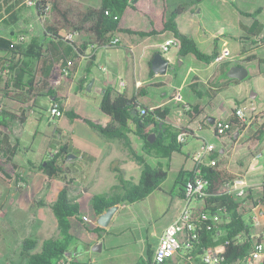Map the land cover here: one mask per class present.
I'll return each instance as SVG.
<instances>
[{"label":"crops","instance_id":"obj_1","mask_svg":"<svg viewBox=\"0 0 264 264\" xmlns=\"http://www.w3.org/2000/svg\"><path fill=\"white\" fill-rule=\"evenodd\" d=\"M18 0H11L7 7ZM76 1V0H74ZM201 2L200 4L204 3ZM210 1V0H209ZM215 4L216 17L213 20V25L216 27L215 32H210L206 27L202 26V21L195 18L194 8L191 6L177 18V25L181 33L193 38L198 48L206 55H211L217 51L220 55L224 49H228L231 53L230 59L223 63H216L215 60L210 64H205L198 61L193 56L181 58L178 54V49L171 47L169 54L164 58L169 61L168 72L165 75L156 74L150 65L153 57L161 53V47L164 42L172 38L171 33L162 35L140 38L137 40L128 35L129 45L126 47V63H131L133 67V78L129 89L126 92L114 91L125 94L127 97H133L145 94L139 97V102L149 108H168L170 113L167 121L175 127L184 128L189 132L185 144L187 147V155L184 156V164L181 170L191 171L194 168L193 156L199 152L201 147L206 143L214 144L217 151L220 153L219 161L223 164L225 175L233 180L241 179L248 187V194L255 201H260L263 197L264 183V102L262 105H256L253 113L248 114L247 109L254 103L246 96L249 85L247 81L252 79L255 86L254 98H262L264 101V0H213ZM80 2V1H77ZM82 3V2H81ZM161 7L160 4L157 3ZM24 8V7H23ZM22 2L16 5L12 11L5 14L0 19V24L6 27V30L0 29V36L11 38L18 31H25L26 26H31L32 29L29 35V44L31 39L49 41L44 38L43 26L40 20L37 22H29L21 16L23 12ZM174 8V7H172ZM1 13H4L3 11ZM16 14L17 21L11 24L9 22L10 15ZM189 15V16H188ZM22 17V18H21ZM139 18L131 22H138ZM63 37L67 36L62 32ZM119 35L120 44L118 47L104 48L108 50L122 47L124 39ZM72 41L82 44L84 38L77 35H72ZM94 46H90L81 57L75 58L73 64V72L71 74L70 83H66L64 78L59 74L52 75L51 80H56L55 91L64 98V110H76V114L84 118H88L105 126L110 122V118L100 109V103L103 93L106 89L112 88L109 85L102 87L99 97H96L92 92L95 90L91 82L93 68H98L99 71H109L107 65L99 64L98 49L93 50ZM173 56H171V52ZM4 54L0 53V57ZM94 55V61L90 62V57ZM192 57V58H190ZM256 58V59H254ZM23 60V59H22ZM93 64V65H92ZM228 70L232 66L244 67L248 71V75L244 80L232 79L225 74V66ZM119 66V63H118ZM252 72L250 73V67ZM126 67V65H125ZM257 67V69H255ZM154 72V74H151ZM89 71V72H88ZM88 72V73H87ZM252 77V78H250ZM27 77L22 81L27 84ZM85 81L82 85L81 82ZM238 80V81H236ZM37 84L30 89L21 87L15 89L13 99H5L0 97V118L10 121L8 128L0 127V133L8 136L10 149L5 152V147L0 144V159L5 161V157L17 164L16 173L26 180L24 182L12 181L10 184L4 183L0 179V215L4 212L2 206H5L6 201L12 197L14 202L11 204L12 210L23 209L42 211L50 208V204L54 202L60 190L64 187V183L59 179H49L44 173L38 171L36 167L45 161L52 151L58 150L59 146L65 142H69L73 148L79 151V155L74 157L79 161L80 171L76 174L75 180L69 186V196L77 199L80 205V218H71V233L79 239V243L75 245L73 255L76 256V261L82 264H93L95 259L90 262H84L80 258V252L93 251L92 248L97 244H102L101 251L94 252H113L122 246H129L131 243H136L135 233L131 229L130 233L134 235V241L125 239L121 241L124 233H128L125 229L123 233L114 231V224L118 219L121 211L126 205L116 206V210L111 216L106 226L101 224V215H97L91 204L90 198L93 194L109 193L118 183L117 173L113 168L121 171L125 179H133L135 182L140 179L143 166L137 163L125 148L122 142L118 139H108L102 136L97 130L90 127L82 120H71L64 116L59 119H53L50 115V108L55 98H48L50 101L49 107L40 103V96L44 95L53 88L50 82H46L43 78L37 79ZM63 83L68 87L66 93ZM256 83V84H255ZM258 83V84H257ZM120 86L124 87V81L120 82ZM2 85L0 84V89ZM113 89V88H112ZM152 90V91H151ZM184 91H187L184 94ZM233 92V95H227V99H231V111L227 115H223L216 111L218 98L225 92ZM73 92L71 99L69 96ZM180 97L182 100H176ZM226 97V96H225ZM206 99V100H205ZM179 107L182 115L181 119H170L171 110ZM242 107L245 109L247 123L245 126L240 122V125H232V129L225 136H218L215 133V124L218 121L235 122L239 120L235 116L236 108ZM4 109L7 113H3ZM91 114L87 117L85 114ZM46 118L49 124H53L54 128L50 132V136L45 133L44 123ZM82 122L87 127L76 130L79 123ZM235 135L237 137L235 138ZM40 137L42 140H40ZM189 138L194 141V144L189 143ZM134 150L141 156L145 162L151 166L161 164L165 170L173 159H155L146 156L142 151L143 142L136 139V136H131ZM38 142L37 149L35 144ZM182 153H177L184 155ZM6 153V155H5ZM72 160V159H71ZM190 166L185 168L187 162ZM72 172V171H71ZM178 172V173H179ZM74 178V174L70 175ZM178 176V174H177ZM166 181V180H165ZM165 183V182H164ZM164 183L159 190L154 191L144 201L152 203L158 200L156 193L169 194L172 203L175 198L179 204V210L175 217L168 219L162 226L154 231V244L143 241L145 248L143 253L136 259L135 264H138L141 259L147 258L148 250L154 253L158 246L159 240L165 229L170 225L180 214L185 206V201L180 198L175 187L171 190V194L164 189ZM34 188L38 199H32L30 203L24 202V195L30 189ZM247 198V197H246ZM42 202L43 205H39ZM85 202L89 205L87 215L84 216L81 204ZM251 206H247L246 210ZM106 212V211H105ZM153 214L150 209L149 215ZM56 221V219H55ZM74 227L76 230H74ZM101 229L96 232L95 229ZM257 232V230H255ZM126 235V234H124ZM81 243L88 244V247H83ZM146 254V257L143 255ZM258 264H264V258Z\"/></svg>","mask_w":264,"mask_h":264},{"label":"trees","instance_id":"obj_2","mask_svg":"<svg viewBox=\"0 0 264 264\" xmlns=\"http://www.w3.org/2000/svg\"><path fill=\"white\" fill-rule=\"evenodd\" d=\"M10 1L0 0V19L10 13L16 5L23 3L22 0H18L14 5L7 7ZM203 1L190 0L188 4L183 3L172 8L169 0H161V7L155 0H99L97 6H87L74 0H37L35 10L42 22L43 37L49 41L44 44L45 41L33 38L29 44L13 45V38L0 36V53L4 54L0 57L2 85L0 97L13 99L15 89L21 87H28V91L32 90L35 84L38 85L39 75L53 87L45 97L55 98L52 104L57 103L64 110V98L55 91L57 81L51 80L52 75L59 74L66 83H70L75 58L84 55L90 46H94V51L98 48L118 47L120 43L116 46L110 45L112 40L119 38L121 34L147 38L171 33L180 40L179 57L191 55L208 65L219 56L218 52L214 51L211 55L204 54L195 40L181 33L177 25V18L186 9L197 6ZM136 18H139L138 22H131ZM16 19V14H13L10 15L9 22L4 23L8 25L16 22ZM62 32L81 36L84 42L78 45L63 37ZM94 59L95 56L92 55L90 62ZM225 67L226 74L228 66ZM151 74H154L152 70ZM24 77L28 78L27 84L22 81ZM85 81L81 84L83 85ZM143 96L145 94L129 98L112 88L106 89L100 103L101 111L110 118V122L105 126L76 114V110L64 112L69 119L82 120L105 138L120 140L132 158L143 166L141 177L137 182L133 179H125L119 169L113 168L117 173L118 183L109 193L91 195L90 204L97 215H101L111 207L144 201L154 191L159 190L167 179V171L161 164L157 166L147 164L134 150L132 135L143 142L142 151L146 156L158 160L170 159L172 155L182 153L186 146L184 142L178 141V136L181 133L189 135V132L167 121L170 113L168 108L151 109L141 104L139 97ZM142 110L145 112L142 113ZM2 112L7 113L4 109ZM7 114L13 116L11 113ZM10 121L0 118V127L8 128ZM230 124L240 125V121L237 123L231 121ZM229 132L230 130L225 135ZM151 136L153 142L148 140ZM0 144L5 147V152L10 149L6 134L0 133ZM70 154L77 157L79 151L69 142H65L59 146L55 154H50L36 167L49 179L63 180L64 187L58 193L56 200L50 204L56 219L58 235L44 240L38 251H35L39 245L35 238L24 239L21 253L28 257L27 264H82L77 262L76 256L73 255V248L79 243V239L71 233L70 222L71 218L81 220L80 205L77 199L69 196V186L78 176L76 174L80 168L73 166V161L68 158ZM219 157L218 151L213 152L199 166L208 181V186L206 196L193 202L191 209L196 238L190 236L183 244L179 252L181 261L204 264L205 252L213 250L221 255L220 264H246L245 260L253 250L252 227L248 220L249 211L246 208L264 205V183L263 197L260 201H255L249 194L243 201L235 200L225 188L226 183L232 179L225 175ZM4 159L5 161L0 159V179L6 184L14 180L26 183V180L16 173L17 164L7 157ZM214 160L216 164L211 165V161ZM195 172L196 169H192L181 170L178 173L174 187L180 198H185L186 190ZM71 173L74 174V178L70 176ZM39 205H43L42 202H39ZM204 214L217 216L218 221L214 222L211 218L205 220ZM95 231L100 232L101 229L96 228ZM81 245L88 247L86 243ZM152 258L153 252L148 250L147 258L141 259L138 264H151Z\"/></svg>","mask_w":264,"mask_h":264},{"label":"rangeland","instance_id":"obj_3","mask_svg":"<svg viewBox=\"0 0 264 264\" xmlns=\"http://www.w3.org/2000/svg\"><path fill=\"white\" fill-rule=\"evenodd\" d=\"M22 1V8H24L21 16L24 17L23 19L28 20L30 23L35 21L37 22V20H40L41 22V19L37 15L35 8L27 6L24 3V0ZM76 1H80L87 6H97L99 4V0ZM155 1L159 4L161 2V0ZM189 2L190 0H169V5L171 7H176L183 3L188 4ZM190 10H192L191 7ZM193 12L195 18L197 17V19H200L202 21V26L210 30L209 33L216 31V27L213 25V20L216 17L215 4L213 0H208L202 4H198L197 7L194 8ZM6 27L7 26L0 24L1 30H6ZM31 29V26H26L24 32L22 30L16 32L12 37L13 40H16L19 36H24L25 42L27 43L29 41L28 34L30 33ZM122 37L125 43L122 47L112 50L104 48L98 49L100 61L99 64H102L104 66L107 65L110 70L102 72L99 71L96 67L93 68L90 85L95 88L92 93L95 94L96 97H99L101 88L106 87V85H109L113 89H117V91L120 92H126L131 85L133 78V67L131 63L128 64L125 62V51L126 47H128L129 45L128 35H122ZM133 38L137 39L138 41L141 40L139 37ZM173 53L174 52L172 51L171 56H173ZM249 67L251 73L252 66ZM255 69H257V67ZM121 81H124V87L120 86ZM254 82L255 81H253L252 79H249L247 81L249 88L247 90L246 96L254 103V105L248 107V114L253 113L256 105H262L261 103L264 102L261 97L254 98L252 100V96L256 93ZM63 84V87L65 88L64 91L68 93V87L65 83ZM186 92L187 91H184V94H186ZM72 93L73 92H71L69 96L71 99L73 98ZM227 95H233V92L228 91L223 93L221 97L219 96L217 101L218 104L216 111L223 115H227L231 111L230 106L232 105V103L230 102L231 99H229V97L227 99ZM39 100L40 103H43L46 107H49L50 101L47 97H44V95H42L40 96ZM85 115L87 117H91V114L86 113ZM170 115V119H181V109H179V107L174 108V110H171ZM84 126L87 127V125L80 122L76 127V130H80V128H84ZM44 127L46 135L50 136V132L54 128V125H50L47 118L45 120ZM136 139L138 140L139 138L136 137ZM40 140H42L41 137ZM188 140L190 144H194V141L191 138H189ZM37 147L38 142H36L35 144L36 149ZM187 147L184 148V155L175 154L170 164L165 167L168 176L164 183V189L169 193L174 188L177 174L184 164V156H186L188 153ZM69 156L75 155L70 154ZM71 161H73L74 167H78L80 164L79 161L75 158H73ZM189 166L190 162L188 161L187 164L183 167L188 168ZM61 181L64 183L63 180ZM35 191L36 190H34V188H30L24 195V202L30 203L32 199H37L36 201L38 204L39 198L37 197ZM176 192L177 191H175L173 194H176ZM156 196H158V200H156L154 203L151 202V200H153L152 198L149 201H142L126 205L127 207L121 211L117 221L113 226L114 231H120L118 233H123L122 231H124L125 229H129L127 227H130V229L127 230L128 233H124L126 235L123 234V237H121L120 240L124 241L125 239H131L132 241H134V235L130 233L132 229L135 233V239L137 240L136 243L133 242L129 246L119 247L113 252L104 251L103 253H100L87 251L85 252V254L83 252H80L81 260L84 262H90L91 259H95L93 264H135L136 259L139 258V256L143 253V249L145 248V244H143V241H147L153 245L154 231L158 229V227L162 226L168 219H172L173 217H175L177 211L179 210V204L176 198L172 203L169 194L156 193ZM13 202L14 199L10 197L6 201L5 206L1 207L3 208L4 212L0 215V264H27L28 257L22 255L21 253L23 240L28 237L35 238L39 243L37 250L35 251H38L44 240L51 237H56L58 235L55 216L52 210L49 209L42 211H29L23 206V209H19L18 211L12 210L11 204ZM81 206L82 212L84 216H86L89 205L83 202ZM150 209L153 210L152 215H149ZM74 230H76L75 227ZM143 255L146 257V254Z\"/></svg>","mask_w":264,"mask_h":264},{"label":"built area","instance_id":"obj_4","mask_svg":"<svg viewBox=\"0 0 264 264\" xmlns=\"http://www.w3.org/2000/svg\"><path fill=\"white\" fill-rule=\"evenodd\" d=\"M24 3L29 7H34L37 4V0H24ZM71 40L72 35L65 36ZM25 43V37L19 36L16 40H13V45H20ZM120 43L118 38L112 40L110 46H116ZM180 48V40L174 36L166 40L161 47V53L166 57L169 54V49ZM231 53L228 49H224L223 52L215 59L216 63H223L230 59ZM176 100L181 101L182 99L176 97ZM151 110V109H150ZM50 115L53 119H59L64 116L63 110L57 103L51 105ZM145 111L142 110V113ZM235 116L242 124H248L245 109L238 107L235 109ZM232 129V125L229 122L218 121L215 124V133L218 136H224L229 130ZM187 135L181 133L178 136L179 142H185ZM217 148L214 144H204L199 152L193 156L194 168L196 169L192 182L189 183L188 189L185 194V206L181 210L179 216L165 229L161 236L158 246L154 250L152 263L151 264H197L194 262H187L179 260V252L182 249L183 244L191 236L196 238L195 226L192 221V205L195 200L202 199L206 196V190L208 181L205 176L201 173L199 166L203 164L205 158L211 153L216 152ZM57 150L52 151L50 154H55ZM211 165L216 164V160L211 161ZM225 188L228 194L232 195L237 201H243L248 195V187L241 179H236L226 183ZM248 220L252 227L251 238L253 240V250L250 255L246 258V264H258L264 258V205L259 204L258 206L248 207ZM205 220L212 219L214 222L218 221L217 216L203 215ZM257 230V232H255ZM171 262V263H170ZM204 264H220L222 257L219 253L213 250H207L203 256ZM68 264V263H67Z\"/></svg>","mask_w":264,"mask_h":264},{"label":"water","instance_id":"obj_5","mask_svg":"<svg viewBox=\"0 0 264 264\" xmlns=\"http://www.w3.org/2000/svg\"><path fill=\"white\" fill-rule=\"evenodd\" d=\"M151 68L156 74L165 75L168 72L169 61L164 58L162 53H158L152 59ZM247 75H248L247 69L244 67H240V66H232L227 72V76L229 78L238 79L241 81L244 80L247 77ZM1 108H2V104H0V109ZM236 137L237 135H235V138ZM148 140L150 142H153V136H151ZM74 157L75 156H69L68 158L69 160H71ZM115 210H116V207H111L109 210L101 214L100 221L102 225L106 226L108 224ZM101 249H102V244H97V246L92 248L93 251H101Z\"/></svg>","mask_w":264,"mask_h":264}]
</instances>
